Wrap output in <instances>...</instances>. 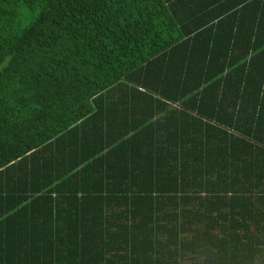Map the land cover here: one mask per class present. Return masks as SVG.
Here are the masks:
<instances>
[{"label":"trees","instance_id":"16d2710c","mask_svg":"<svg viewBox=\"0 0 264 264\" xmlns=\"http://www.w3.org/2000/svg\"><path fill=\"white\" fill-rule=\"evenodd\" d=\"M0 264H264V0H0Z\"/></svg>","mask_w":264,"mask_h":264}]
</instances>
